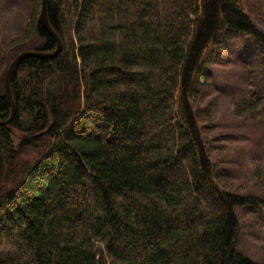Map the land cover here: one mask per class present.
Returning <instances> with one entry per match:
<instances>
[{
    "label": "trees",
    "instance_id": "trees-1",
    "mask_svg": "<svg viewBox=\"0 0 264 264\" xmlns=\"http://www.w3.org/2000/svg\"><path fill=\"white\" fill-rule=\"evenodd\" d=\"M33 2L0 67V120L13 58L57 48ZM248 2L48 1L63 47L18 62L0 125V247L18 250L0 264H264L237 248L240 211L264 197L217 180L194 102L228 33L251 38L264 73Z\"/></svg>",
    "mask_w": 264,
    "mask_h": 264
},
{
    "label": "rangeland",
    "instance_id": "rangeland-1",
    "mask_svg": "<svg viewBox=\"0 0 264 264\" xmlns=\"http://www.w3.org/2000/svg\"><path fill=\"white\" fill-rule=\"evenodd\" d=\"M33 1L0 0V67L7 59V47L22 37L30 22ZM248 6L264 31V8L254 0H249ZM95 26V33L101 34L102 22L97 21ZM234 34L215 41L208 52L202 70L203 88L194 96V102L215 162L217 180L226 189L264 197V73L251 55L259 48L249 36ZM240 96L247 100L244 108L237 105ZM240 213L237 248L264 260V206ZM17 252L8 242L0 247L3 255Z\"/></svg>",
    "mask_w": 264,
    "mask_h": 264
},
{
    "label": "water",
    "instance_id": "water-1",
    "mask_svg": "<svg viewBox=\"0 0 264 264\" xmlns=\"http://www.w3.org/2000/svg\"><path fill=\"white\" fill-rule=\"evenodd\" d=\"M48 1L49 0H42L40 18H41L42 23L46 27V29L49 31V33L56 40L57 48L52 52H47V51H43V50H23V51L19 52L13 58L12 62L8 66V69H7L6 74H5V91H6V95L8 96V98L11 102V105H12V114L8 119L0 120V125L10 123L15 116L16 103H15L13 93H12L11 82H12L13 74H14V71H15V68H16V65L18 64V62L26 56L54 57L55 55H57L61 51V49L63 47L62 38L59 36V34L56 32V30L52 27V25L49 21Z\"/></svg>",
    "mask_w": 264,
    "mask_h": 264
}]
</instances>
